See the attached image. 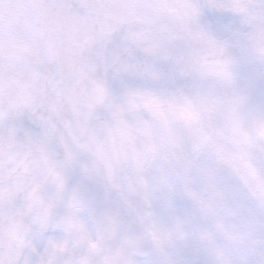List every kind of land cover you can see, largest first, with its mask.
<instances>
[{
    "label": "snow or ice",
    "instance_id": "6c2138e0",
    "mask_svg": "<svg viewBox=\"0 0 264 264\" xmlns=\"http://www.w3.org/2000/svg\"><path fill=\"white\" fill-rule=\"evenodd\" d=\"M0 264H264V0H0Z\"/></svg>",
    "mask_w": 264,
    "mask_h": 264
}]
</instances>
